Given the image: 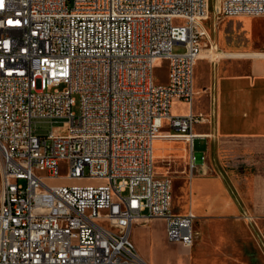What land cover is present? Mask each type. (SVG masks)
Returning <instances> with one entry per match:
<instances>
[{
  "label": "built area",
  "instance_id": "2783aa9c",
  "mask_svg": "<svg viewBox=\"0 0 264 264\" xmlns=\"http://www.w3.org/2000/svg\"><path fill=\"white\" fill-rule=\"evenodd\" d=\"M15 2L24 14L9 23L0 0V264H148L131 239L143 218L164 219L169 241L192 246L194 217L173 213L154 144H193L205 121L193 105L210 0ZM216 15L264 16V0H220ZM160 60L166 84L155 80ZM174 101L191 112L173 115ZM64 180L101 184L48 183Z\"/></svg>",
  "mask_w": 264,
  "mask_h": 264
},
{
  "label": "crops",
  "instance_id": "0c3cea01",
  "mask_svg": "<svg viewBox=\"0 0 264 264\" xmlns=\"http://www.w3.org/2000/svg\"><path fill=\"white\" fill-rule=\"evenodd\" d=\"M214 50L237 61L212 69L210 57L199 60L193 112L205 121L195 125L193 144L166 137L154 144L155 172L168 176L156 171L166 168L173 182V213L194 217L197 240L190 247L171 242L164 219H139L131 239L148 264H264V232L255 225L264 223V157L236 176L221 154L232 149L264 153V59L245 62L264 54ZM174 103L189 107L175 116L192 110L182 101ZM162 132L172 133L167 123ZM196 140L203 143L200 154L193 148Z\"/></svg>",
  "mask_w": 264,
  "mask_h": 264
},
{
  "label": "rangeland",
  "instance_id": "374dc122",
  "mask_svg": "<svg viewBox=\"0 0 264 264\" xmlns=\"http://www.w3.org/2000/svg\"><path fill=\"white\" fill-rule=\"evenodd\" d=\"M220 0H210V13L209 19L205 21L202 28L210 33L211 39L205 41L207 43V47L204 52L210 49V46L214 44L216 50H221L226 53L233 52H241V53H252L258 52L264 54V16H255V17H230V18H221L219 19L216 15V10L219 7ZM174 51L176 53H183L184 48L175 47ZM209 58L207 63L212 69L220 66L226 62H234L237 60L225 59L217 54L209 53ZM256 59H264V57L254 58L251 60H245V62H249ZM242 61V60H241ZM244 61V60H243ZM155 80L158 84H165L168 78V63L167 61L160 60L155 65L154 70ZM198 87V84L197 86ZM60 90L64 89V86L59 88ZM197 95L199 93L197 92ZM189 107L185 104L173 103L172 105V114L175 115L177 113H186L188 112ZM74 113H80V100L77 98V106L73 109ZM60 124H55L54 126H59ZM39 131L50 130L51 126L46 124L38 125ZM203 143L201 140H196L194 144V151L196 154L202 153L200 150ZM222 158L224 161L229 162L228 164L231 171L235 172L236 176L241 174V172H248L254 169V165H250L249 163H255V158L264 157L263 152L255 153L254 151H247V149L241 150H223L221 152ZM3 166L2 157L0 155V177L1 170ZM159 165L157 164V167ZM156 171L162 175H168V170L163 169ZM67 175V167L66 165H62L61 168V176L65 177ZM170 177V176H169ZM49 185H99L100 182H90V183H74L70 181H50ZM261 225H257V230L261 233L264 232V223H260ZM154 228L152 227V230Z\"/></svg>",
  "mask_w": 264,
  "mask_h": 264
},
{
  "label": "bare ground",
  "instance_id": "6f19581e",
  "mask_svg": "<svg viewBox=\"0 0 264 264\" xmlns=\"http://www.w3.org/2000/svg\"><path fill=\"white\" fill-rule=\"evenodd\" d=\"M23 14H24V5L21 2H15V0H7V4H1V15L6 17V21L9 23L18 22L19 19H21L23 17ZM207 19H209V17H206L205 20L202 21L203 25H204L205 21H207ZM206 32H207L208 38L212 41L210 33L208 31H206ZM214 48H215V46L213 44L210 49H208L205 52L203 51L201 58L204 56L210 57L209 53L217 54V52H215ZM84 105L93 106V99L91 97H84ZM161 138H163V136L159 137V139H161Z\"/></svg>",
  "mask_w": 264,
  "mask_h": 264
}]
</instances>
